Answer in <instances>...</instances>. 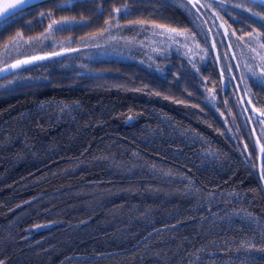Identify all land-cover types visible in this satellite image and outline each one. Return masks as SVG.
<instances>
[{"label":"trees","instance_id":"trees-1","mask_svg":"<svg viewBox=\"0 0 264 264\" xmlns=\"http://www.w3.org/2000/svg\"><path fill=\"white\" fill-rule=\"evenodd\" d=\"M66 2H34L0 36L2 50L18 32L19 41L30 38L52 19L84 21L61 31L64 48L46 51L61 56L0 78V259L264 264V253L246 250L248 243L264 246V153L259 168L235 83L261 110L264 88L247 78L251 53L228 39L237 25L203 16L211 29L205 43L199 34L188 39L201 21L182 13V0H82L53 11ZM125 5L131 15L103 32L118 33V53H82L84 36L101 34L109 9ZM150 8L184 25V45L128 27ZM40 12L52 19L41 24ZM155 24H164L156 29L162 33L177 26L156 20L146 27ZM217 31L229 47H220ZM248 112L262 145L264 117Z\"/></svg>","mask_w":264,"mask_h":264},{"label":"snow or ice","instance_id":"snow-or-ice-1","mask_svg":"<svg viewBox=\"0 0 264 264\" xmlns=\"http://www.w3.org/2000/svg\"><path fill=\"white\" fill-rule=\"evenodd\" d=\"M80 2H82V0H67L65 4H58L53 11L73 10L75 4ZM30 7H34L32 0H10V2H6L0 7V22H2L0 23V36H2L5 29L10 27L17 19L22 18ZM180 7L184 15L193 17L196 21H201L200 24L194 23V27L198 29V33H188V39H194L196 35L199 34L201 39L207 43L211 29L204 27L206 21H202L203 16H207L211 21L223 20L224 16H227L228 20H231L236 24L237 28L232 30L228 39L232 40V38L235 37L233 45L236 47H246L251 53L249 56L251 66L248 68L247 78L252 79L257 87L264 88V31L259 30L264 29V0H208L207 3L203 4L200 3V0H182ZM96 11L103 14L104 9L100 8ZM147 11L149 12V15L146 16L145 19L130 20L128 27H138L143 31L151 30L157 35H165L170 42L175 43L178 47L186 43L185 40L181 39V37L185 36V32L180 31V29L184 28V25H181L174 17L162 14V10L158 8H150ZM220 13H223V15H220ZM107 14L109 19L104 21L105 27L102 29L101 35L112 27L119 28V19H126L131 15V12L128 9V6L125 5L123 7H113L109 9ZM45 19H52V12H40L37 20L42 24ZM156 20H162L165 24H175L177 26L171 27L167 33L156 32V29L164 27V24H155V27L152 29L146 27L149 23L154 24ZM78 23L83 24L84 21L81 20L78 22L75 18H72L71 20L68 18H62L61 20L52 19V23L48 25V29L58 33L65 30H71V28L76 27ZM30 24L31 21L28 22L29 26ZM253 24L258 25V28L251 27ZM212 27L219 29L223 27V25L213 23ZM229 27H231V25H229ZM238 31L241 32V35L236 36V32ZM225 34L226 33L220 31L215 33L217 42L221 48L230 46L226 44L223 39H220V37L225 36ZM20 36L21 34L18 32L15 36L10 37L4 45L5 50L8 51L11 45L16 44L19 41ZM35 39L41 40V37ZM31 42L30 39L24 43ZM93 46L97 48L102 47V45L99 44H94ZM212 47H215V44H213ZM72 51H78V49H72ZM61 55L62 53L59 51H52L46 55L17 59L11 64L5 61L4 66L0 67V77L6 76L8 73L16 72L22 68L26 69L27 66L32 65L35 61L50 60L53 57ZM257 58L259 63H257ZM193 67H195V65H193ZM257 67L260 68L259 73L256 71ZM231 68L232 65H227L225 70L231 72ZM231 79H235V77H231L229 83L231 82ZM9 83H12V81ZM225 89H227V85H225ZM189 95H191V93H189ZM214 99V96L209 97V101ZM257 102L264 103V101L259 100H257ZM249 103H252V101H249ZM68 107V105L62 106L61 111H64ZM253 111L258 112L259 116H264V110L253 108ZM129 119H131V117H129ZM258 122L264 124V120H258ZM262 136H264V133H262ZM257 143H259V140H257ZM260 152L264 153V144L260 146ZM260 179L264 180V173L260 175ZM36 227H46V225H36ZM249 249L264 253V246L257 247V245L253 243L247 244L246 250ZM197 259H199V257H197ZM250 259L255 260L254 257H250ZM0 264H5L3 259H0Z\"/></svg>","mask_w":264,"mask_h":264},{"label":"rangeland","instance_id":"rangeland-1","mask_svg":"<svg viewBox=\"0 0 264 264\" xmlns=\"http://www.w3.org/2000/svg\"><path fill=\"white\" fill-rule=\"evenodd\" d=\"M49 24H51V22H49ZM48 25L41 33L35 34L30 38H25L22 41H18L16 44H13L14 46L11 45L8 51H6L3 47L2 50H0V64H3L5 61L8 62L14 59L23 58L30 55L42 54L43 52H46L49 48H51V50L64 48L63 43L65 37L63 36V33H57L55 31L49 30ZM117 36L118 33L115 32H111L106 35H86L84 36L85 48L83 49L84 52L82 53H87L89 57H93V55H104L107 53H118L120 47L117 45ZM37 37H41V40H36L35 38ZM30 39L32 41L31 43H24L25 41H29ZM94 44L102 45V47H94ZM257 63H259L258 60Z\"/></svg>","mask_w":264,"mask_h":264},{"label":"water","instance_id":"water-1","mask_svg":"<svg viewBox=\"0 0 264 264\" xmlns=\"http://www.w3.org/2000/svg\"><path fill=\"white\" fill-rule=\"evenodd\" d=\"M37 1H39V0H32V3L37 2ZM6 2H10V0H0V7H2ZM200 2H201V0H200ZM51 52H52V51H51ZM51 52H46V53L37 54V55H30V56L46 55V54L51 53ZM59 52L62 53V51H60V50H59ZM30 56H26V57L18 58V59L30 58ZM16 60H17V59H14V60L8 61L7 63L11 64V63H14ZM3 66H4V63H3V64H0V67H3ZM219 73H220V77H221V82H222V84H223V77H222V73H221V70H220V69H219ZM8 74H10V73H8ZM8 74H6V75H8ZM2 77H4V76H2ZM0 78H1V77H0ZM242 109H243V111H244L245 117H246V119H247V121H248V124H249V126H250L251 132H252V134H253V137H254V139H255V141H256V144H257V146H258V149H259V168H260V167H261V165H260V154H261V152H260V146H261V145H260V142L257 143V140H258L257 135H256V133H255V130H254L253 125H252V123H251V120H250V118H249V115H248L247 109L245 108V106L243 105V103H242ZM256 113H258V112H256ZM258 114H259V113H258ZM263 117H264V116H263ZM261 181H262V184H263V187H264V182H263V180H261Z\"/></svg>","mask_w":264,"mask_h":264},{"label":"flooded vegetation","instance_id":"flooded-vegetation-1","mask_svg":"<svg viewBox=\"0 0 264 264\" xmlns=\"http://www.w3.org/2000/svg\"><path fill=\"white\" fill-rule=\"evenodd\" d=\"M231 77H233V74H229ZM235 89L237 91V94H238V98H239V102H240V105H243L249 110H253L252 108H249V105H248V100L240 93V90L238 89L236 83H235ZM254 112V111H253Z\"/></svg>","mask_w":264,"mask_h":264}]
</instances>
